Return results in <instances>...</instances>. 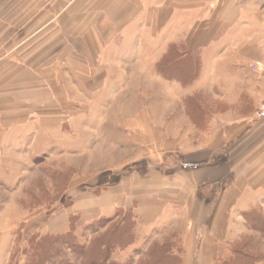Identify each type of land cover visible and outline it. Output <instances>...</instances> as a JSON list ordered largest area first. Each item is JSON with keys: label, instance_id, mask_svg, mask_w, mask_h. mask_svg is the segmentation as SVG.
<instances>
[{"label": "crops", "instance_id": "1", "mask_svg": "<svg viewBox=\"0 0 264 264\" xmlns=\"http://www.w3.org/2000/svg\"><path fill=\"white\" fill-rule=\"evenodd\" d=\"M68 3L53 7L82 8L80 17L70 19L69 25L61 11L54 31L46 32L52 21L46 24L43 7L42 17L25 22V44L44 46L39 67L25 63L24 67L3 69L4 29L6 32L8 26L14 25L0 19V187L10 192L18 186L19 161L13 157H17L22 145L28 146L32 158L46 152L47 145L56 143H65V151L82 153L74 149L85 133H91L95 134L91 137V157H137L130 164L146 157L162 158L164 150L158 146L148 148V142H157L162 136L160 110L176 105L175 101L169 104V99H163L164 82L170 83V92L178 95L206 87L217 90L225 106L251 99L256 111L264 99V65L257 67V62H264V0ZM28 8L21 13L28 15L32 11ZM242 26L253 31L237 38L235 53L228 54L229 31ZM65 28L74 29L73 42L64 39ZM172 43L184 46L180 48L183 58L191 57L194 62L198 57L201 63L198 79L192 84L184 85L176 78L167 80L158 70L157 63ZM249 43L256 45L252 55L243 51ZM52 44L73 45L74 56L67 58L63 47L46 57V45ZM46 60L53 61L55 71H50L52 63ZM21 76L32 80L20 84ZM148 76H155L152 91L156 96L151 103L143 94L144 87L151 84ZM137 78H143V82L135 87ZM131 91L138 92L134 98L129 95ZM104 95L113 98L108 112L102 105ZM118 96H122L121 101ZM131 109L135 110L133 114ZM244 119L210 117L219 140L215 148H210L212 144L206 141L203 148L192 149L189 157L170 153L167 160L172 169H178L180 178L166 180L164 172L157 169L156 177L151 178L146 173L147 166L139 168L136 176L129 172L134 165L128 169L127 161L114 159L100 195L89 190L76 194L72 202L59 201V209L53 210L37 231L65 233L70 229L71 216L78 213L81 221L77 222V229L81 230L86 224L113 217L118 208H134L138 240L122 254L136 249L140 241H148L159 225L172 231L184 222L180 247L173 250L178 264H222L225 244L232 235L234 220L241 216L239 212L264 206V118H255L254 112L252 120ZM96 178L98 181L103 177ZM160 188L165 192H159ZM34 219L23 220L26 232L33 227ZM9 221L12 222L0 229V254L5 240L8 242L4 264L9 262L15 231L22 222L17 218ZM126 258L123 263L129 261Z\"/></svg>", "mask_w": 264, "mask_h": 264}, {"label": "rangeland", "instance_id": "2", "mask_svg": "<svg viewBox=\"0 0 264 264\" xmlns=\"http://www.w3.org/2000/svg\"><path fill=\"white\" fill-rule=\"evenodd\" d=\"M69 1L72 0H0V8H2L0 10V19L14 25L13 28L8 26L6 32L4 29V44L2 47V63L4 70H10L16 65L24 67L25 63L39 67L43 61L41 57L44 46L41 44L37 46L25 44L27 40L24 38V33L26 32L25 22L32 19L37 20L39 17H42V9L44 8L46 10V24L52 21L46 28V32L54 31L53 26H55V22L60 18H58V16L61 11H63L62 15L66 16V19L64 17L63 19L67 21L69 25L71 23L69 20H74L77 15L79 16L82 8L53 7L54 4L58 7L60 4L68 5ZM23 8H28L29 11L32 9V11L26 15L25 13H21ZM64 31V39L67 38L68 41L73 42L75 36L74 29L65 28ZM252 31L253 28L247 26H242L236 30H230L226 40L229 42L227 47L231 49H229L227 53H235L234 42L237 38L242 34H249ZM50 36H52V33ZM17 40L20 41L16 43ZM63 47H66L65 52L67 58L74 56L73 45L63 46V44H52L50 47L46 45V57H48V53L55 54L58 52L57 50L59 48ZM183 47L182 45L176 46L174 43L169 45L167 53L157 63V66L158 70L166 75L164 77L167 80L176 78L184 85H189L198 79L201 63L197 60L198 57L195 58L194 62L191 57L183 58V55L180 53V48L182 49ZM253 48H256V45H251V43H249L244 46L243 51L246 50L252 55L254 52L256 53ZM85 52L86 51H84V53ZM11 57H13V59H10ZM30 59L32 60L30 61ZM49 62L52 63L53 61L46 60V63ZM257 63V67L258 65H264V62ZM55 70V64L52 63L50 71L53 72ZM50 78L54 80V77L52 78L51 76ZM146 79L149 80L151 84L148 87H144L146 92L143 94L146 96L147 103H151L150 101L153 102L154 96H156L155 92L152 91L155 85V76H148ZM30 80H27L26 76H21L19 78L20 84L21 82L22 84L27 83V81ZM142 82L143 78H137L135 87L142 85ZM156 82H158V79H156ZM169 84L170 83L166 82L163 84V99H169V104L175 101L176 105L171 104L173 107L169 106L160 110V115L162 114L161 116L163 119L162 125L160 124L162 136L157 142H148V148L158 146V148L165 152L162 158H159V160L156 159L157 161L153 160L152 157H146L142 158L137 164L135 163V165L134 162L130 164V161L137 158L134 156L111 158L97 155L91 157V145L93 144L91 137H95V134L91 133H85L82 136V140L79 141L78 147L74 149V151L82 150L83 154L80 152L65 151V143H56L47 145L46 152L32 158L29 156L30 150L28 146L22 145L20 147L16 155L17 157H13L16 161H19L18 186L15 190H12V192L0 187V229L5 227L7 223H11L12 221H9L10 219L17 218L19 219L18 222L22 221L18 226V230L15 231L16 239L11 248L8 264H24L27 259V256L23 254L24 251L29 250V245H36L40 241V235H46L37 230H40L41 225L50 217L53 210L59 209V201L62 200L67 203L72 202L71 199H73L76 194L83 195L89 190L100 195L102 187L105 185L108 178L107 171L112 167L114 159H116V161L118 160L117 162L123 160L127 161L126 164H130L126 165L128 169V166L134 165L133 170L131 169L129 172L132 171L136 176H138L137 170H139V168L147 166L146 173L148 176H151V178L156 177L154 175L156 172L155 169L159 171L162 170L166 180L180 178L178 169L171 168L172 164L167 160L168 155L172 152H177L189 157V152H191L192 149H198V147L203 148L204 144H208L207 142L212 144L210 148H215L219 140L217 139L218 136L216 137L215 135V127V131H213V127L210 125V117L228 121L245 118L244 121L247 122L253 119L256 105L251 99H244L238 104L225 106L217 90L215 91L206 87V89L201 91L178 95L170 92ZM140 88H142V86ZM137 93L131 91L129 95L134 98ZM127 95L128 94H125L124 96ZM166 95L168 98H166ZM110 98L111 95H104L101 99L106 112L110 111L113 105V98ZM121 98L122 96H118L120 101L122 100ZM131 111L132 114L135 112L133 109H131ZM193 128L194 132L191 133ZM231 130L234 131L233 124L231 125ZM84 151H86V154ZM104 152H106V150H104ZM97 176L103 178L97 181ZM97 183L100 185L98 188L96 187L98 186ZM158 190L161 193L165 192L163 188ZM168 193L170 194V192ZM194 207L196 209L198 208V206ZM257 208H260L261 211L254 210V212L260 214L264 218V206L260 204ZM251 209L252 208H249L248 210L239 212L238 215L241 216H239V219L234 220L232 235H229L227 238L225 244L226 251L221 257L222 264H226V260L229 264H232L231 261L234 260L231 255L232 249H238L242 253L245 251L251 252L253 260H260L257 264H264V234L257 231L259 227L254 229L256 227L247 222L244 216L245 211ZM74 215L77 222L81 221V213ZM26 217L35 218L33 227H29L31 230L27 228L28 232H26V222H23ZM124 218L126 220V226L130 228L131 244L127 247L117 248L111 260L117 264H169L170 261L167 259L168 256L171 255L175 258L173 250L180 247V235L183 231L184 222L178 223L174 226L175 228L172 231L169 227L159 225L153 231L154 234H151L152 236L148 241H140L142 243H140L136 249H132L130 253L124 255L122 254V250L119 251V249L126 250L138 240V224L135 225L134 222V220L136 221L134 208L129 210L118 208L113 217H104L95 222L86 224L81 230L74 228L78 235L77 240L89 244L106 232L114 231L119 226V222L121 221L122 223ZM74 220L75 219H73V221ZM100 224L104 226L96 228ZM258 224L261 226L260 222H258ZM27 234H29V236ZM7 244L8 242L5 240L3 251L0 254V264H4L5 262ZM124 256L125 258L127 257L126 259H129V261L123 263L122 259ZM166 260L168 262H166ZM175 260L176 261L173 263L178 264L179 258ZM49 261L50 264H74L79 262V259L76 252L70 250L66 245L60 244L58 245L56 254L53 255ZM251 262L252 260H250L249 264H253Z\"/></svg>", "mask_w": 264, "mask_h": 264}, {"label": "trees", "instance_id": "3", "mask_svg": "<svg viewBox=\"0 0 264 264\" xmlns=\"http://www.w3.org/2000/svg\"><path fill=\"white\" fill-rule=\"evenodd\" d=\"M258 207V206H257ZM254 207L249 211H245L246 221L249 222L254 229H258V232L264 234V218L254 212V210L261 211L260 208ZM261 213V212H260ZM74 216V217H73ZM73 219H75L73 221ZM135 225L137 224L134 220ZM260 222L261 226L258 224ZM263 223V224H262ZM259 225V226H258ZM104 226L102 224L98 225L96 228ZM77 229V220L75 215L70 218V229L65 233H46V235H40V241L32 246L29 245V250L24 251V255L27 256L24 264H50L49 259L56 254L58 250V245H66L70 250L77 253L79 262L74 264H117L111 260L117 248L127 247L131 244V232L130 228L126 226V220L123 219L122 223L119 222V226L114 231H108L95 240L91 241L89 244H85L77 240V234L75 232ZM126 249V248H125ZM124 249H119V251ZM244 250V249H243ZM251 252H240L238 249H232V257L234 260L231 261L232 264H257L260 260L251 257ZM227 258V257H226ZM225 258V260H226ZM170 263L174 264L177 258L168 256ZM232 259V258H231ZM163 260V259H162ZM165 261V260H164ZM166 262H168L166 260ZM229 264L228 261H225ZM168 264V263H167Z\"/></svg>", "mask_w": 264, "mask_h": 264}, {"label": "built area", "instance_id": "4", "mask_svg": "<svg viewBox=\"0 0 264 264\" xmlns=\"http://www.w3.org/2000/svg\"><path fill=\"white\" fill-rule=\"evenodd\" d=\"M255 118L257 119L264 118V99L258 106L257 110L255 111Z\"/></svg>", "mask_w": 264, "mask_h": 264}]
</instances>
